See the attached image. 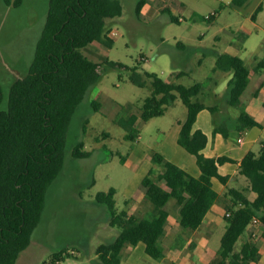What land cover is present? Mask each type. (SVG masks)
Masks as SVG:
<instances>
[{
    "label": "rangeland",
    "instance_id": "374dc122",
    "mask_svg": "<svg viewBox=\"0 0 264 264\" xmlns=\"http://www.w3.org/2000/svg\"><path fill=\"white\" fill-rule=\"evenodd\" d=\"M231 1L148 0L138 15V0H121L123 13L107 22L114 44L109 47L94 41L83 51L95 61L102 62L107 57L129 67L139 65L141 72L153 71L166 80L187 86L201 81L211 86L204 101L226 110L217 111L215 119L219 121L222 115H229L232 124L233 118L246 108L228 105L230 87L225 82L232 71L215 70V65L223 52L238 53L250 67L259 62L256 54L264 56V0H248L242 7L231 5ZM260 4L262 9L253 20L252 13ZM48 7L49 0H21L18 6L13 0L11 3L0 0V81L6 92L32 63ZM171 14L180 20H172ZM209 15L212 17L208 18ZM100 70L99 82L88 92L72 119L64 168L49 188L43 219L16 264H103L97 247L112 241L118 228L109 224L107 208L97 201L99 191L114 187L120 210L134 190L133 212L141 217L152 215L153 207L143 196L141 178L153 163V153L165 152V136H171L187 107L178 98L164 115L139 122L136 138L127 139L126 129L118 118L130 111H140L152 91L150 80L139 86L130 80L131 69H106L102 65ZM179 70L186 73L177 78ZM212 76L223 82L224 87H218ZM255 89L252 85L247 93L252 96ZM94 99L101 103L99 110L92 106ZM263 99L260 96L256 102L261 104ZM129 103L130 111L126 108ZM251 113L264 121L262 104ZM217 125L222 123L219 121ZM233 131L237 136L238 130ZM78 141L84 142V149L90 152L88 157L72 156L71 150ZM260 149L261 144L257 143L254 150ZM242 178L245 181H231L230 185L246 189L247 179ZM166 207L170 219L161 239L164 255L155 259L141 246L127 245L122 252V264H219L221 238L228 224L223 214L217 220L207 217L197 230L189 231L178 221L175 199ZM214 213L212 216L220 210L214 209ZM262 232L261 221L251 223L237 242L238 249L246 241L259 242L258 259L250 258L246 264H264ZM63 247L68 251L66 257L50 261L52 252Z\"/></svg>",
    "mask_w": 264,
    "mask_h": 264
},
{
    "label": "trees",
    "instance_id": "16d2710c",
    "mask_svg": "<svg viewBox=\"0 0 264 264\" xmlns=\"http://www.w3.org/2000/svg\"><path fill=\"white\" fill-rule=\"evenodd\" d=\"M6 1L11 3L12 0ZM147 2L138 0V15ZM247 2L232 0L231 5L242 7ZM20 3L21 0H13L15 6ZM261 9L260 4L252 13L253 20ZM122 13L121 0H49L45 25L26 74L18 77L8 92L0 81V264H16L30 245L43 219L49 188L64 168L72 119L88 92L99 82L102 65L106 69H131L130 80L139 86H145L150 80L152 91L145 97L140 111H130L132 105L129 103L126 106L129 114L118 118L119 124L126 129L127 139L136 138L139 122L164 115L178 98L182 100L187 116L178 141L196 156L201 170V174L195 176L161 152H154L153 165L141 180L145 198L153 207L150 217L130 212L129 200L119 210L114 187L99 191L97 201L107 208L109 224L118 228L112 241L97 247L102 263L122 264L124 247L138 243L145 245L151 257L161 258L164 253L160 241L170 215L168 203L175 199L180 225L196 230L221 198L212 179L217 177L226 184L228 176L220 173L219 164L233 159L226 155H205L202 150L208 143V136L201 129L193 130L199 111L207 107L204 101L206 85L197 81L187 86L176 80H166L153 71L141 72L139 65L129 67L107 57L99 62L84 53L83 48L94 41L109 47L114 44L107 22ZM171 19L180 20L172 14ZM262 67L264 57L250 67L239 55L228 52L218 55L215 70L232 71L228 81L231 105L240 104L251 74ZM185 73L180 70L176 77ZM92 106L99 110L101 103L94 99ZM228 122L217 125L215 131L227 135ZM255 125L264 128V123L242 109L231 127L244 131ZM84 146L83 141H78L71 150L72 156L88 157L90 152ZM239 173L246 177L248 186L246 189L228 187L225 193L229 197L225 215L228 224L221 238L219 264H246L250 258L258 259L259 242L246 241L240 249L236 246L255 217L263 224L264 238V145L258 152L249 150L246 153L239 161ZM248 190L256 196L250 198ZM66 253L65 247L55 250L50 261H61Z\"/></svg>",
    "mask_w": 264,
    "mask_h": 264
},
{
    "label": "crops",
    "instance_id": "0c3cea01",
    "mask_svg": "<svg viewBox=\"0 0 264 264\" xmlns=\"http://www.w3.org/2000/svg\"><path fill=\"white\" fill-rule=\"evenodd\" d=\"M228 53L239 55L236 52H228ZM254 57H256V59L260 60L264 56H260L259 54H256ZM231 77H232V74L227 78L225 85H228V81ZM210 78L212 80H214V82L216 83V85L218 87H222V88L224 87L223 82L219 83L218 81H216L214 79L213 76ZM218 83H219V85H218ZM252 85H255L256 89L254 90V94L251 96L252 93L248 94L247 92L251 88ZM206 88H208V90H206ZM206 88H205V93L207 94L208 91L210 90L211 86L207 85ZM245 96H247V99H244ZM260 96H262L264 98V67L260 68L259 70L254 71L251 74L250 82H249L245 92L242 95L241 102L236 107L246 108V111H248L252 115L251 112L253 110H255L256 107H260L261 104L264 107V104H263L264 99L261 102V104H260V102H256V98H259ZM228 105L233 106L230 103H228ZM217 111L221 112V113L226 112V110L224 108L223 109L219 108V106L217 104L207 103V107H205L199 111L197 119L193 125V130L201 129L208 136V143L202 150L205 155H207V156L226 155V156H229L233 159L232 161H226L222 164H219L220 173L228 176V181L225 184V183L221 182L217 177H213V179H212L213 185L217 189L219 194L221 195V198L219 201H217L216 203L213 204L212 208L207 213L203 223L205 222L207 217H211V218L213 217L215 220H217V217L222 218V214H223V216L225 218L226 203L229 202V197L225 193H226L228 187H232L230 185V182L235 181V180L236 181L241 180V179L243 181H245L242 178V176H244V175L239 173V161L246 155V153L249 150H254V147L257 143L261 144V148L264 145V128L256 126V125L251 126L244 131H237L238 135L236 136L233 134L234 133L233 130L236 131V129L231 127L232 124L230 123V119L228 118L229 115H222L219 119V121L222 124L225 123L226 121H229V124H230L229 128L230 129L228 131V134L225 135L221 131H215V128L217 127V123L219 122V121H217L218 119H215V116H214V114ZM186 116H187V111H186V114L184 115V117L178 121V126L170 134L171 136L168 138H167V136H165L166 142H164V144H163V147L165 148V152L164 153L161 152V153L164 154L165 157H167L168 159L174 161L175 163H178L179 165H181L182 167L187 169L191 174H193L195 176H199L201 174V170H200L199 165L197 164L196 156L193 153L189 152L178 141L181 126H182V123L184 122V120L186 119ZM236 117L237 116H235L233 119H235ZM256 119H258V118H256ZM259 121H261V120H259ZM261 122L264 123V121H261ZM235 136L237 137V141L235 140ZM152 165H153V163L151 164V166ZM148 169H147V171H148ZM143 176H142V178H143ZM142 178H141V180H142ZM247 186H248V182H246V187ZM248 191L250 192L248 194L250 198H254L256 196L255 192H253L251 190H248ZM133 192H135V191L131 190L130 197L127 198V200H129V211L130 212H133L132 209L135 205L134 202H136V200L134 199ZM144 192L145 191H143V196L145 197ZM214 209H217V210L219 209L220 213H217V215H214V214H216V213H214ZM212 212L214 213L213 214L214 216H212ZM177 214H178V211H177ZM169 219H170V215H169ZM167 226H168V224H167ZM167 226H166V231H167ZM186 230H188V229H186ZM189 231H193V230H189ZM160 244H161V247L163 249V245H162L161 241H160ZM134 246H141L142 249L144 250V252L147 254V252L145 250V245L143 243H138ZM203 249H204V247H203ZM147 255H149V254H147ZM219 258L218 259L220 261L221 255H219ZM175 264H180V263L175 262Z\"/></svg>",
    "mask_w": 264,
    "mask_h": 264
},
{
    "label": "built area",
    "instance_id": "2783aa9c",
    "mask_svg": "<svg viewBox=\"0 0 264 264\" xmlns=\"http://www.w3.org/2000/svg\"><path fill=\"white\" fill-rule=\"evenodd\" d=\"M210 16V15H209ZM208 16V17H209ZM228 214V213H227ZM257 222H259V218H257V217H255L254 219H253V221H252V223H257ZM253 234H256V232H253Z\"/></svg>",
    "mask_w": 264,
    "mask_h": 264
}]
</instances>
